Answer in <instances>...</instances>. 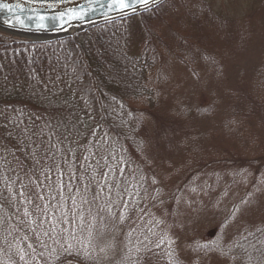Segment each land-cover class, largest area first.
Here are the masks:
<instances>
[{"label":"trees","instance_id":"trees-1","mask_svg":"<svg viewBox=\"0 0 264 264\" xmlns=\"http://www.w3.org/2000/svg\"><path fill=\"white\" fill-rule=\"evenodd\" d=\"M188 30L194 39L183 42ZM244 43L208 0H166L62 40L0 42V264H264V221L239 217L241 203L264 190V54L234 84L225 74V53ZM173 57L196 78L209 70L206 103L163 104ZM161 110L195 119L201 137L170 186L150 151L149 118ZM223 127L233 138L230 180L217 170L227 164L223 144L209 143ZM211 192L231 200L229 212L181 246L178 202L203 203Z\"/></svg>","mask_w":264,"mask_h":264},{"label":"rangeland","instance_id":"rangeland-1","mask_svg":"<svg viewBox=\"0 0 264 264\" xmlns=\"http://www.w3.org/2000/svg\"><path fill=\"white\" fill-rule=\"evenodd\" d=\"M208 1H210L211 7L217 12L228 15L232 18L235 21L236 27L238 29L240 28L245 34L244 50L235 51L231 45L230 48L232 53H225L226 57L231 60V63H228L225 74L229 75L227 79L231 78L230 82L234 84L238 73L245 71L250 72L253 68H257L258 62L261 60L262 54H264V0ZM178 12V17L171 16L170 19L175 22L174 25L176 28L180 22L184 21V17H181L182 11L179 10ZM162 31L165 35V41L171 45V43L175 41L172 39L173 35H171V29L164 24ZM179 31L180 30L177 28L176 33ZM156 32L157 30H155V33ZM181 37L183 42H190L194 39V36H191L189 30L187 33H183ZM21 40L22 39L17 36L0 32V42L9 43L19 42ZM177 40L179 39L177 38ZM207 41L210 43H214L213 41H215V46L225 52L227 46L224 38L214 39L213 41L207 39ZM186 46L187 45L184 44L182 49L186 48ZM237 56L240 59V69L236 61ZM164 58L167 57L165 56ZM200 70V75L197 77L201 76V78L194 77L190 73L188 67L177 60L176 57H173V59L167 63L166 67L164 65L162 74L165 78L164 86L166 96L165 99L163 98V104H165L166 107H172L180 106L181 104L190 105V103H198L201 101H205L206 103L207 96L204 95V89L202 90V87L203 85L207 86L205 79L208 78L206 75H209V70L203 67H200ZM224 104L225 103H222V105ZM242 104L244 107H247V99L245 97L243 98ZM258 107L259 109L261 107L264 108V95L259 97ZM223 110H227L225 105L223 106ZM259 111L261 114L262 110ZM236 114L238 115L240 113ZM178 115L180 116L171 117L168 113L166 114L161 110L156 114L154 119L151 118V116L149 118V126L151 129L150 144L153 145L150 148L151 156L153 165L161 171L160 178L161 184L163 185L166 184L170 186V183L175 181V176L172 174H175L176 171L184 165L188 154L190 152L193 153L201 144V137L196 134L194 129L195 119L192 121L191 119L186 118V120L183 121L181 113ZM234 117L237 118L236 116ZM223 123L225 122L223 121L222 124ZM254 123L253 120L252 124ZM208 124L209 123L207 122V125ZM207 125L205 121L202 122V128L205 129ZM259 132H263L261 127H259ZM229 140H233L230 130L224 128L222 131L212 134L209 142L212 144H223L225 155H228L226 160L227 164L225 158L223 160L225 163H223L222 168L217 169L219 176H222L223 180L224 177L225 180H230L231 178L230 166L232 165V162L230 161H232V149L230 148L227 152ZM248 148L253 151V145L252 148ZM169 163H172V165H169ZM211 176L212 174L208 172L207 179L209 180ZM194 179H197L196 181H201L202 177L198 174L194 176ZM234 190V188L231 189L237 200L238 196L234 193ZM236 192L240 194L239 190ZM183 202L184 201H182L181 205L180 202H178V216L176 214L175 224H172L173 229H176V236L181 246H183L182 241L186 240L191 234L197 231L215 230L219 224V220L229 212V209L225 208H231V200H220L218 194H214L213 192L206 194V196L203 197V203L185 205ZM242 205H245V207L241 210L239 208L240 219L243 220L244 215L255 217L256 220L262 219V221H264V190L262 193L247 198L246 201L241 203L240 207ZM241 222L243 221H240V223ZM231 228L232 227L229 224L228 229L231 230Z\"/></svg>","mask_w":264,"mask_h":264},{"label":"water","instance_id":"water-1","mask_svg":"<svg viewBox=\"0 0 264 264\" xmlns=\"http://www.w3.org/2000/svg\"><path fill=\"white\" fill-rule=\"evenodd\" d=\"M166 0H0V32L25 42L62 40L90 28L156 8Z\"/></svg>","mask_w":264,"mask_h":264},{"label":"snow or ice","instance_id":"snow-or-ice-1","mask_svg":"<svg viewBox=\"0 0 264 264\" xmlns=\"http://www.w3.org/2000/svg\"><path fill=\"white\" fill-rule=\"evenodd\" d=\"M140 3L147 5L149 3V0H139ZM119 3V7L121 9L127 8L129 7V3L127 2V0H118Z\"/></svg>","mask_w":264,"mask_h":264}]
</instances>
